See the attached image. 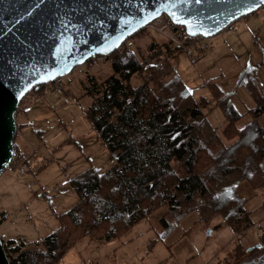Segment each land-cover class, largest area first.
I'll use <instances>...</instances> for the list:
<instances>
[{"label": "rangeland", "instance_id": "1", "mask_svg": "<svg viewBox=\"0 0 264 264\" xmlns=\"http://www.w3.org/2000/svg\"><path fill=\"white\" fill-rule=\"evenodd\" d=\"M235 25V31L225 29L213 37L199 38L182 50H176L157 29H144L146 35L137 40L133 36V48L145 49L155 43L167 53L171 72L163 78L178 75L197 102L202 97L212 100L204 113L219 132L226 114L218 105L212 82L228 95L229 104L239 114L256 105L253 93L237 84L241 73L247 72L250 88L264 96V8L238 19ZM161 62L167 65L166 60ZM110 73V61L102 58L88 70L78 66L65 76L62 91L45 87L43 92L27 94L16 117L19 152L0 177L2 241L25 242L36 248L58 227L59 215L78 201L72 179L91 167L106 172L118 164L85 113L93 103L84 89L86 76L99 79L100 74L106 78ZM251 120L246 115L238 126ZM236 189L247 199L244 206L249 221L240 229L192 202L185 203L187 211L162 207L119 237L96 240L87 235L57 264H233L238 251L261 245L264 175L254 183L243 180ZM167 224L175 225L174 229H167Z\"/></svg>", "mask_w": 264, "mask_h": 264}, {"label": "trees", "instance_id": "2", "mask_svg": "<svg viewBox=\"0 0 264 264\" xmlns=\"http://www.w3.org/2000/svg\"><path fill=\"white\" fill-rule=\"evenodd\" d=\"M145 33L138 32L136 40ZM194 40L188 37V43ZM168 44L165 49L171 52ZM166 54L155 43L145 49L117 50L103 58L110 61L106 78L86 76L84 89L93 99L86 116L118 164L106 172L91 167L72 179L78 201L59 215L58 227L36 248L3 241L11 264H57L87 235L96 240L119 237L162 207L184 210L185 203L192 202L210 215H222L227 225L236 224L237 229L249 221L247 199L238 195L236 185L243 180L254 183L264 175V96L254 93L247 72L241 73L237 84L253 93L256 105L239 114L212 82L226 114L219 132L204 113L212 100L202 97L197 102L178 75L163 78L171 72ZM32 91L43 92L44 85ZM246 115L252 120L239 127ZM14 145L11 165L19 152L15 139ZM167 225L169 230L175 227ZM259 242L264 249V232Z\"/></svg>", "mask_w": 264, "mask_h": 264}, {"label": "water", "instance_id": "3", "mask_svg": "<svg viewBox=\"0 0 264 264\" xmlns=\"http://www.w3.org/2000/svg\"><path fill=\"white\" fill-rule=\"evenodd\" d=\"M262 6L264 0H0V177L14 159L16 113L33 88L110 56L161 16L207 39ZM0 264H11L1 238Z\"/></svg>", "mask_w": 264, "mask_h": 264}, {"label": "built area", "instance_id": "4", "mask_svg": "<svg viewBox=\"0 0 264 264\" xmlns=\"http://www.w3.org/2000/svg\"><path fill=\"white\" fill-rule=\"evenodd\" d=\"M261 8H264L262 6ZM152 29V30H159V33L167 36L169 42L174 44L176 47L185 46L188 43V34L186 31L182 29L181 26H176L167 16H161L156 20L149 23L144 29ZM227 31H235L236 25L235 22L229 24L226 28ZM200 38V37H199ZM197 38V40L199 39ZM199 41V40H198ZM134 46L133 36L128 38L119 48V50H124L128 48H132ZM109 57V56H108ZM102 58H106L103 56H95L88 59L83 66H86V69H90L96 66ZM54 89L58 91L64 90V78L60 77L55 79L52 82L44 84V88ZM23 171V169H21Z\"/></svg>", "mask_w": 264, "mask_h": 264}, {"label": "flooded vegetation", "instance_id": "5", "mask_svg": "<svg viewBox=\"0 0 264 264\" xmlns=\"http://www.w3.org/2000/svg\"><path fill=\"white\" fill-rule=\"evenodd\" d=\"M262 247V245H261ZM247 250L245 253L238 251L233 264H264V249Z\"/></svg>", "mask_w": 264, "mask_h": 264}, {"label": "bare ground", "instance_id": "6", "mask_svg": "<svg viewBox=\"0 0 264 264\" xmlns=\"http://www.w3.org/2000/svg\"><path fill=\"white\" fill-rule=\"evenodd\" d=\"M135 35H136V34H135ZM135 35H134V36H135Z\"/></svg>", "mask_w": 264, "mask_h": 264}]
</instances>
